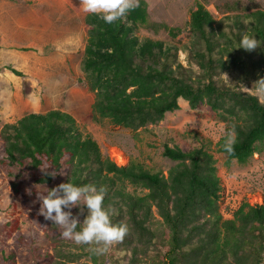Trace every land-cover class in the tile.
Wrapping results in <instances>:
<instances>
[{"label":"trees","instance_id":"1","mask_svg":"<svg viewBox=\"0 0 264 264\" xmlns=\"http://www.w3.org/2000/svg\"><path fill=\"white\" fill-rule=\"evenodd\" d=\"M146 7L140 0L126 20L113 24L97 15L85 17L81 68L94 94L93 120L136 132L179 110V100L190 110L205 105L226 124L227 134L215 144L216 151L227 162L247 163L264 146V92L260 101L243 88L259 90L264 44L252 51L237 47L245 34L264 41V12L214 20L197 4L190 15L189 41L177 47L139 39L136 31L146 22ZM229 134L235 138L231 154L223 148ZM0 140V167L13 195L45 228L53 246L51 253L34 254V264H80L84 257L91 264H264V202L243 203L231 219H224L223 188L209 149L165 146L162 156L175 163L166 174L134 161L117 166L102 155L97 142L79 132L72 116L59 110L3 125ZM67 182L107 188L104 207L112 211V222L129 229L122 242L96 254L88 245L63 239L59 227L39 214L45 188ZM126 184L146 192H128ZM72 212L81 222L87 215L86 208ZM6 228L10 237L19 229L18 219ZM2 259L0 264H15L12 254Z\"/></svg>","mask_w":264,"mask_h":264},{"label":"rangeland","instance_id":"2","mask_svg":"<svg viewBox=\"0 0 264 264\" xmlns=\"http://www.w3.org/2000/svg\"><path fill=\"white\" fill-rule=\"evenodd\" d=\"M142 1L147 6V18L136 31L139 39L177 47L189 41L190 15L197 4L208 10L214 20L264 12V0ZM88 14L80 7V0H0V131L3 125L13 124L25 115L59 110L72 116L79 132L97 142L102 155L117 166L134 161L163 174L175 165L162 156L165 146L183 151L204 147L212 152L221 179L223 218L231 219L243 203L261 205L264 146H258L260 152L245 164L227 162L215 147L227 134L226 124L209 107L202 105L190 110L184 100H179V110L136 132L114 126L108 120H93L94 94L88 89L81 68ZM178 56L186 66L184 55L179 52ZM25 88L30 89L29 94H24ZM243 89L263 101L260 90ZM125 189L134 192L136 188L126 184ZM136 191L141 195L146 192ZM16 218L19 229L7 237L5 224ZM46 233L29 212L20 208L7 173L0 167V262L3 255L12 254L15 264H34V254L52 252ZM70 250L77 252L74 247ZM80 264L91 261L84 257Z\"/></svg>","mask_w":264,"mask_h":264},{"label":"clouds","instance_id":"3","mask_svg":"<svg viewBox=\"0 0 264 264\" xmlns=\"http://www.w3.org/2000/svg\"><path fill=\"white\" fill-rule=\"evenodd\" d=\"M139 6V0H80L85 13L97 15L105 24L126 20L130 11ZM264 44V41L252 35H243L237 48L252 51ZM259 90L264 92V79L259 81ZM235 143L234 134L223 145L224 151L231 154ZM55 176V172L48 173ZM46 195L40 196L39 214L45 220L57 225L60 236L76 245H88L96 254L106 253L112 246L122 242L128 234L127 224L112 222V211L104 207L107 188L94 184L76 185L72 182L61 183L51 189L45 188ZM87 215L79 221L73 208ZM94 246V247H93Z\"/></svg>","mask_w":264,"mask_h":264}]
</instances>
